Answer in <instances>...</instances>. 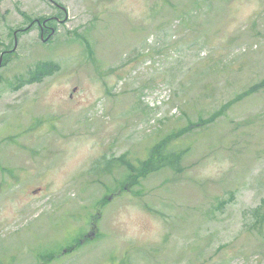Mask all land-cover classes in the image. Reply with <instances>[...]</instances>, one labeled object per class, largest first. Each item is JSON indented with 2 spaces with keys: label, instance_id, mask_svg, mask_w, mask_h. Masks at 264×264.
<instances>
[{
  "label": "rangeland",
  "instance_id": "obj_1",
  "mask_svg": "<svg viewBox=\"0 0 264 264\" xmlns=\"http://www.w3.org/2000/svg\"><path fill=\"white\" fill-rule=\"evenodd\" d=\"M0 264H264V0H0Z\"/></svg>",
  "mask_w": 264,
  "mask_h": 264
},
{
  "label": "trees",
  "instance_id": "obj_2",
  "mask_svg": "<svg viewBox=\"0 0 264 264\" xmlns=\"http://www.w3.org/2000/svg\"><path fill=\"white\" fill-rule=\"evenodd\" d=\"M173 146L171 137L162 140L155 144L148 153L146 159H130L127 155H123L119 158L110 159V163H113V168H109L108 171L125 167L129 172V180L132 184H137L140 178H144L152 172H157L163 168H170L175 172L181 171V160L184 156L185 150Z\"/></svg>",
  "mask_w": 264,
  "mask_h": 264
}]
</instances>
